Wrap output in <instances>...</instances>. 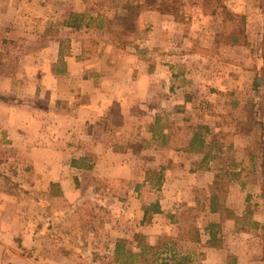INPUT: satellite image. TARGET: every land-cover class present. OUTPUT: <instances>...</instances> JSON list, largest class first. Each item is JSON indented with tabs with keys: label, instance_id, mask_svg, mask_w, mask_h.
<instances>
[{
	"label": "rangeland",
	"instance_id": "374dc122",
	"mask_svg": "<svg viewBox=\"0 0 264 264\" xmlns=\"http://www.w3.org/2000/svg\"><path fill=\"white\" fill-rule=\"evenodd\" d=\"M72 13L81 16L77 21L80 29L69 27L68 23L75 22ZM227 14L234 15L235 20L228 21L225 29ZM162 23L166 27L157 34L154 27ZM79 41L90 50L102 49V53L108 44H116L104 62L108 57L130 60L134 103L152 107L156 102L144 98L146 93L142 91L155 93L156 86L164 88L166 107L164 113H159V121L134 124L131 130L135 162L149 164V169L134 172L132 189L128 184L98 181V190L82 206L69 207L79 220L70 223L68 235L54 230L50 233L48 224L41 222L39 236L33 240L6 241L10 252L5 253V261L153 264L149 250L144 261L137 254L144 245L157 246L167 237L170 244L176 243L180 254L193 257L195 264H238L240 255L247 259L252 256L250 246L261 252L263 231L254 218L264 215V205L258 203L264 199V125L258 112L260 106L264 107V0H0V73L14 74L20 82V75L28 70L25 57L37 59L41 72L45 55H50L47 59L52 63L57 54H77ZM63 62L59 60L53 70H61ZM189 65L193 67L189 73L193 78L189 80L186 73L181 79L174 78L180 71H187ZM159 67L164 71L158 72ZM146 72L153 77H139ZM206 76L207 82L202 79ZM216 76L227 80L221 79V84L215 85ZM118 81L117 89L122 87ZM189 81V87L197 89L190 94L192 103L198 113H203L196 116L191 131L188 121L182 120L184 115L173 112L169 92L170 87ZM201 85L213 92H201ZM218 89L224 90L220 93L223 100L218 97ZM216 101L222 103L213 112L225 115L221 120L211 114L210 105L214 110ZM207 111H211L208 117ZM136 115L135 119L140 118V113ZM192 131L201 132L207 142V163L199 153L196 160L185 155L183 143ZM236 135L240 141L234 140ZM166 137L181 140L173 144L166 142ZM124 143H119L120 147ZM154 145L161 147L158 158ZM171 145L176 148V157L166 154L162 160V149ZM206 164L213 169H203ZM174 165L183 167L174 169ZM140 181H148L152 187L133 190L135 183L141 185ZM222 190L229 205L220 223V249L207 243L206 228L221 220L219 214L210 212V199L212 192L222 194ZM156 205L163 212L156 213ZM145 210L148 214L144 217ZM196 230L199 243L189 240ZM180 236L184 240H179Z\"/></svg>",
	"mask_w": 264,
	"mask_h": 264
},
{
	"label": "crops",
	"instance_id": "0c3cea01",
	"mask_svg": "<svg viewBox=\"0 0 264 264\" xmlns=\"http://www.w3.org/2000/svg\"><path fill=\"white\" fill-rule=\"evenodd\" d=\"M155 15L160 16L157 13ZM165 24H157L155 32L163 29ZM84 43L77 42V54L71 53L64 57L57 54L52 63L47 59L50 55H45L41 72L36 66L37 59L25 57L28 59V70L22 72L20 77L23 79L20 82L15 79L14 74L0 73V96L5 98L0 99V264H35L5 261V253L10 252L6 250V241L14 238H25L28 242L29 239L33 240L39 236L41 228L38 224L41 222L48 224L50 233L54 230L60 232V235H68L70 223L79 220L70 213L69 207L82 206L84 200L98 190V181L118 182L124 186L128 184V188L132 189L134 172L137 169H149V164L141 166L135 162L131 130L134 124L143 126L159 121V113H164L166 107L164 88L156 86L155 93L150 89L142 91L146 93L144 98L151 97L152 102H156L152 107L142 102L134 103L133 67L128 63L130 60H110L108 57L107 62H104L115 50L114 42L112 45L108 44L103 53L100 48H85ZM194 55L204 58L200 54ZM59 60L64 61V67L53 70L54 64ZM192 68L189 65L187 71H180L173 76L181 79L186 73L190 80L193 78L189 76ZM163 71L161 67L158 68V72ZM139 77L152 78L153 75L146 72L139 74ZM220 77L213 78L216 79L215 85L221 84ZM202 79L207 82L209 77ZM117 81L122 85L118 89ZM190 85L191 81L174 85L169 88V92L172 95L173 112L186 116L182 120L188 121L187 128L191 131L196 116L203 113H198L195 103H192L190 94L197 89L194 91ZM199 89L205 93L213 92L212 88L205 85H201ZM218 90V97L223 100L220 93L224 90ZM219 102L221 101H216L214 110L210 105L212 113L205 112L206 117L210 116L209 113L213 117L218 115L213 111ZM258 106L260 104L257 105V110ZM150 109H154V113ZM259 112L264 125L263 109ZM139 113L140 118L135 119L134 116L137 117L136 114ZM223 116L225 117L218 115L217 119L221 120ZM149 118L151 120L147 121ZM193 137L192 131L183 143L187 150L185 155L196 160L200 154L202 161L207 163L210 153L206 149L205 138L204 149L200 152L190 148L189 143ZM237 137L236 135L234 140L240 141ZM180 140L179 137L173 140L166 137L168 143L171 141L174 144ZM119 143H124V146L120 147ZM234 144L237 148V144ZM154 149L158 158L161 147L154 145ZM174 149L176 148H172V145L162 149L160 158L164 160L166 154L175 158L174 154L177 152ZM143 151L147 153L144 148ZM179 166L174 165L172 168L183 167ZM205 167L203 169H213L211 164ZM140 183L141 185L135 183L133 190L152 187L148 181ZM209 184L212 187L213 179ZM237 186L244 189L239 182ZM259 197L263 195L260 194ZM259 202V205H264V199ZM228 205L226 199V206ZM143 214L145 217L146 210ZM254 219L264 236V215L259 214ZM206 234L208 243L209 236ZM248 250L252 256L247 259L240 255L238 264H264V242L261 252L257 247L251 246Z\"/></svg>",
	"mask_w": 264,
	"mask_h": 264
},
{
	"label": "trees",
	"instance_id": "16d2710c",
	"mask_svg": "<svg viewBox=\"0 0 264 264\" xmlns=\"http://www.w3.org/2000/svg\"><path fill=\"white\" fill-rule=\"evenodd\" d=\"M71 19L75 20V22L73 23H68L69 27L75 28V29H80L81 28V24L77 23L78 19L81 17L78 14H71ZM234 15H230L227 14L226 18H225V29L229 27V23L228 21H234ZM0 99H4L3 97L0 96ZM261 109H263V117H264V107L262 108L261 106L259 107ZM258 110V112H259ZM260 113V112H259ZM204 128V127H202ZM204 129L208 130L207 127H205ZM190 148H192V150H196V151H203L204 146H205V141L203 140L202 137V133L201 132H195L194 133V137L192 138V140L189 143ZM222 194L218 193L217 191L212 192L211 194V199H210V212L211 213H215V214H219L221 216V220L219 223H210L208 225V227L206 228V231L208 233L209 239H208V243L211 244L213 247L216 248H220L221 245L218 243V240H220L221 237V232L219 230L220 228V223L223 222L224 220V214L227 211L226 210V191L222 190ZM154 211L156 213H160L161 212V208L159 205H156L154 208ZM229 212V211H228ZM147 212H146V216H147ZM194 237L192 239H189L191 241H194L195 243L200 241V234H198V231L196 230L194 233ZM181 239L179 240H184V238H182L181 236L179 237ZM170 240L169 237L165 238V240L163 241V239H160V241L158 242L157 246L154 245H144V247L142 248L141 252L139 254H137V257L140 259V261H144L146 260V254L145 252L147 250L150 251V253H152V260L151 262H153V264H195L194 263V259L193 257L189 256V255H183L180 254L179 251L176 249V243L172 242L170 244ZM166 254L165 258H162V254ZM262 261H264V255L262 258Z\"/></svg>",
	"mask_w": 264,
	"mask_h": 264
}]
</instances>
